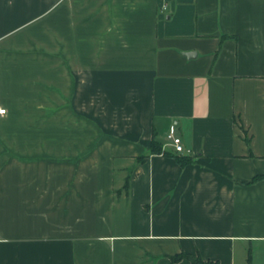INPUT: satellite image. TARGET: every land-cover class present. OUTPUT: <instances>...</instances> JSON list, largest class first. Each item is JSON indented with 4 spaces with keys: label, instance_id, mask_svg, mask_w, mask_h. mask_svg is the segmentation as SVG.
<instances>
[{
    "label": "crops",
    "instance_id": "crops-1",
    "mask_svg": "<svg viewBox=\"0 0 264 264\" xmlns=\"http://www.w3.org/2000/svg\"><path fill=\"white\" fill-rule=\"evenodd\" d=\"M0 106V264H264V0H0Z\"/></svg>",
    "mask_w": 264,
    "mask_h": 264
},
{
    "label": "trees",
    "instance_id": "trees-1",
    "mask_svg": "<svg viewBox=\"0 0 264 264\" xmlns=\"http://www.w3.org/2000/svg\"><path fill=\"white\" fill-rule=\"evenodd\" d=\"M150 153L152 154H157V153H164L166 155L172 156L175 161L180 164V165H185L189 162L192 161L191 157L185 154H177L174 153L172 150L164 151L161 148V144L158 143L157 141L153 140L151 145H150ZM264 175H256L252 179H250L248 182H255L261 178H263ZM181 258H187L191 264H218L217 261H212V260H203L199 255L194 256L191 254H186V253H179L171 257V261H177L180 260Z\"/></svg>",
    "mask_w": 264,
    "mask_h": 264
},
{
    "label": "built area",
    "instance_id": "built-area-1",
    "mask_svg": "<svg viewBox=\"0 0 264 264\" xmlns=\"http://www.w3.org/2000/svg\"><path fill=\"white\" fill-rule=\"evenodd\" d=\"M5 113H6V109L0 106V116L4 115ZM165 137H166L168 146H170L171 150L174 153H177V154L187 153L186 149L183 146L181 138L178 135H176L173 132H167Z\"/></svg>",
    "mask_w": 264,
    "mask_h": 264
},
{
    "label": "water",
    "instance_id": "water-1",
    "mask_svg": "<svg viewBox=\"0 0 264 264\" xmlns=\"http://www.w3.org/2000/svg\"><path fill=\"white\" fill-rule=\"evenodd\" d=\"M184 55H186L187 57L189 56L188 53H184Z\"/></svg>",
    "mask_w": 264,
    "mask_h": 264
}]
</instances>
